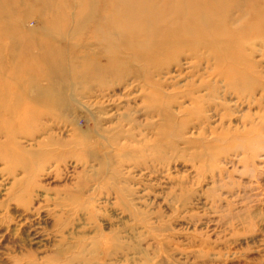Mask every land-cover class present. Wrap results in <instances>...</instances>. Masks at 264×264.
<instances>
[{
  "label": "rangeland",
  "instance_id": "obj_1",
  "mask_svg": "<svg viewBox=\"0 0 264 264\" xmlns=\"http://www.w3.org/2000/svg\"><path fill=\"white\" fill-rule=\"evenodd\" d=\"M216 7L217 50L26 85L51 108L0 116V264H264V0ZM85 32L52 43L80 63Z\"/></svg>",
  "mask_w": 264,
  "mask_h": 264
},
{
  "label": "bare ground",
  "instance_id": "obj_2",
  "mask_svg": "<svg viewBox=\"0 0 264 264\" xmlns=\"http://www.w3.org/2000/svg\"><path fill=\"white\" fill-rule=\"evenodd\" d=\"M61 1L0 0V116L5 117L8 124L3 130L21 133L30 126L33 118L41 115L42 110L51 108L38 99L29 104L22 102V91L35 80V76L48 80L52 86L60 76L104 82L112 69L125 64L127 56L142 63L150 56L163 55L179 45L186 47L195 38H202L198 45L205 43L211 50H217L213 47H216L214 43L218 37L212 34L210 27L222 13L216 6L227 2ZM205 11H211V15H205ZM32 19L37 20L36 24H30ZM102 24L107 27L103 28ZM82 32L92 36L90 40L88 37L83 39L80 48L87 50V54L80 63L73 58L71 46L67 48L52 43V38L75 41ZM22 44L27 45L29 51L23 62H17L23 54ZM33 49L37 51L33 52ZM135 50L139 53H133ZM8 69L12 71L8 72ZM80 69L83 70L79 72ZM12 85L18 86L19 91L13 92ZM43 94L50 102L59 97L54 89L45 90ZM63 100L58 98L57 103Z\"/></svg>",
  "mask_w": 264,
  "mask_h": 264
}]
</instances>
